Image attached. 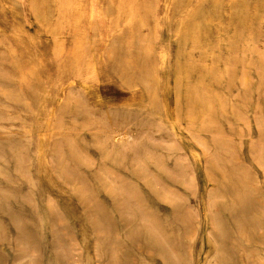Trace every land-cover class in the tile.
<instances>
[{"label":"rangeland","instance_id":"1","mask_svg":"<svg viewBox=\"0 0 264 264\" xmlns=\"http://www.w3.org/2000/svg\"><path fill=\"white\" fill-rule=\"evenodd\" d=\"M263 247L264 0H0V263Z\"/></svg>","mask_w":264,"mask_h":264},{"label":"bare ground","instance_id":"2","mask_svg":"<svg viewBox=\"0 0 264 264\" xmlns=\"http://www.w3.org/2000/svg\"><path fill=\"white\" fill-rule=\"evenodd\" d=\"M222 3V2H221ZM223 4V3H222ZM95 5V4H94ZM218 5V4H217ZM214 6V5H213ZM203 7V6H202ZM242 7V6H241ZM219 8H220V6H219ZM243 9V8H242ZM205 10H206V8H205ZM213 10V9H212ZM197 12V11H196ZM209 12V11H208ZM96 13V12H95ZM212 14V13H211ZM206 16V15H205ZM97 17V16H96ZM194 17V16H193ZM102 18V17H101ZM208 18V17H207ZM81 21V20H80ZM174 24V23H173ZM172 24V25H173ZM178 26H179V24H178ZM202 27V26H201ZM201 30V29H200ZM199 31V30H198ZM178 33V32H177ZM178 41V40H177ZM184 46V45H183ZM182 46V47H183ZM181 52V51H180ZM178 56V55H177ZM177 56H176V58H177ZM185 56V55H184ZM108 58V57H107ZM179 59V58H178ZM167 60V59H166ZM176 66V65H175ZM79 70V69H78ZM181 72V71H180ZM181 74V73H180ZM179 74V75H180ZM227 74V73H226ZM179 77V76H178ZM80 79V78H79ZM89 79V78H88ZM139 79V78H138ZM69 80V79H68ZM81 80V79H80ZM190 82V81H189ZM188 82V83H189ZM143 83V82H142ZM184 83V82H183ZM147 84V83H146ZM178 84V83H177ZM145 85V84H144ZM148 85V84H147ZM146 85V86H147ZM183 85V84H182ZM178 85H176V87H177ZM148 87H150V85L149 86H147V89H148ZM150 89V88H149ZM180 89V88H179ZM149 91V90H148ZM182 91H184L183 89H182ZM177 92V91H176ZM65 93V92H64ZM180 93H181V91H180ZM180 93H178V94H180ZM183 94V93H182ZM47 95V94H46ZM176 97H177V93H176ZM179 97L181 98V95H179ZM183 97V96H182ZM177 99V98H176ZM182 99V98H181ZM63 100V99H62ZM180 100V99H179ZM178 100V101H179ZM182 102V101H181ZM177 103V102H176ZM178 104V103H177ZM181 104V103H180ZM75 105V104H74ZM196 105V104H195ZM190 106V105H189ZM181 107V106H180ZM71 109H73V107H71ZM181 109H183V108H181ZM179 110V109H178ZM184 110V109H183ZM44 112V111H43ZM48 112V111H47ZM52 112V111H51ZM180 112V111H179ZM35 113V112H34ZM51 121V120H50ZM49 122V121H48ZM183 122V121H182ZM192 124H194V123H192ZM202 128V127H201ZM51 130V129H50ZM49 134V133H48ZM45 143V142H44ZM44 148V147H43ZM48 161V160H47ZM214 164V163H213ZM209 177V176H208ZM38 189V188H37ZM47 210V209H46ZM242 212H240V214H241ZM211 219V218H210ZM50 221V220H49ZM229 222V221H228ZM219 226H220V224H219ZM225 226V225H224ZM241 226H242V224H241ZM241 230V229H240ZM216 236V235H215ZM221 236V235H220ZM52 237V236H51ZM223 237V236H222ZM211 239V238H210ZM218 240V239H217ZM222 240V239H221ZM153 247H155V246H153ZM138 248V247H137ZM264 248V247H263ZM53 250V249H52ZM262 253V252H261ZM260 253V254H261ZM264 254V253H263ZM263 257V256H262ZM15 258V257H14ZM2 262V261H1ZM5 262V261H4ZM14 262V261H13ZM228 262V261H227ZM0 264H2V263H0Z\"/></svg>","mask_w":264,"mask_h":264}]
</instances>
